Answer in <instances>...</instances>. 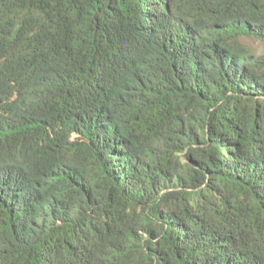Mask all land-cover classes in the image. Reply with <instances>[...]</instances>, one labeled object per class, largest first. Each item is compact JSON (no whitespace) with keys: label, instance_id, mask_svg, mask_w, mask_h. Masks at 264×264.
I'll list each match as a JSON object with an SVG mask.
<instances>
[{"label":"trees","instance_id":"1","mask_svg":"<svg viewBox=\"0 0 264 264\" xmlns=\"http://www.w3.org/2000/svg\"><path fill=\"white\" fill-rule=\"evenodd\" d=\"M0 264H264V0H0Z\"/></svg>","mask_w":264,"mask_h":264}]
</instances>
